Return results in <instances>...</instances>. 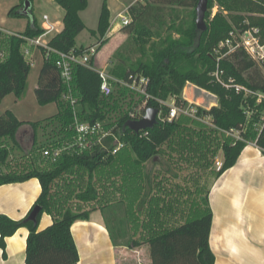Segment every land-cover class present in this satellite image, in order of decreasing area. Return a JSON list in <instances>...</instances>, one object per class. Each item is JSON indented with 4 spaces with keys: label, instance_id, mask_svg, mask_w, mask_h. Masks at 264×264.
I'll return each instance as SVG.
<instances>
[{
    "label": "trees",
    "instance_id": "1",
    "mask_svg": "<svg viewBox=\"0 0 264 264\" xmlns=\"http://www.w3.org/2000/svg\"><path fill=\"white\" fill-rule=\"evenodd\" d=\"M64 10V28L55 34L49 45L59 51L77 52L84 47L77 46L78 35L86 29L80 12L87 8L88 0H55ZM217 1L226 10L247 9L255 16H238L236 27L246 29L259 27L264 35V0H209L206 12V29L197 25L199 0H137L128 7L131 18L124 31H133L139 25H146L152 19L164 22L165 6L175 5L192 8L191 24L178 29L179 36L172 34L160 38L152 44V60L140 58L130 68L117 73L118 77L132 81L131 76H144L148 79L147 92L150 97L141 95L134 108L145 103L160 112L158 122L152 128L134 131L126 122L131 120L130 111L121 112L114 123V131L126 144L117 153H108L102 146L84 152H63L50 158L43 167L31 166L23 171L0 172V185L22 182L36 177L42 185V192L28 215L14 220L0 215V247L6 252V238L21 227L29 229L27 238L26 264H77L78 250L71 233L72 225L78 220H89L97 208L121 205L125 218L130 222L137 239L129 241L130 247L147 243L150 247L151 264H214L215 254L210 246L213 211L209 192L200 201L193 198L191 189L186 192L179 183L164 187L160 173L146 168L148 161L158 162L161 154H180L194 166L206 169L220 152L223 153L222 167L214 171V180L233 167L247 142L254 141L264 152V122L260 129L264 112V102L256 103L255 98L246 99L243 93L227 88L216 82L212 72L216 69L214 50L219 47L233 29L223 11L211 17V9ZM33 3V0H31ZM25 0H23L24 6ZM10 9L9 14L26 16ZM111 13L108 0L103 1L99 24L92 34L104 38L110 28ZM136 26V27H135ZM145 32L141 29L140 32ZM150 30L147 31L149 33ZM44 33V28L36 19L28 23L26 29L18 34L7 35L3 39L6 55L0 59V104L9 94L17 97L25 95L31 60L24 54L27 38H35ZM145 34V33H142ZM141 34V35H142ZM103 39L102 42H107ZM0 48V55L2 54ZM45 53V48L42 47ZM57 54L45 59L35 88L39 104L59 103V113L64 127L73 121V109L62 100L67 85L56 65ZM225 69V79L247 85L253 90L264 91V74L259 64L245 50H238L221 61ZM101 77L90 67L77 65L74 69L76 94L81 105V114L90 122L111 119L123 104L122 100L132 90L117 86L110 97L101 95ZM188 83L196 84L219 98V105L210 109L198 107V116H209L213 125L187 115L173 121H162L169 113L166 103L174 97L179 105L188 104L183 92ZM251 111L250 117L247 112ZM23 121L12 110L0 115V140L5 137L15 139ZM238 130L244 140H236L226 131ZM75 133L66 135L72 139ZM106 145L113 148L114 138L108 137ZM55 146H61V142ZM8 156L6 149H0V160ZM170 168H167V171ZM163 195V196H162ZM202 201V202H201ZM41 206L37 221L29 219L33 209ZM187 207V209H185ZM53 217V224L39 230L43 213ZM181 214L183 219H179Z\"/></svg>",
    "mask_w": 264,
    "mask_h": 264
},
{
    "label": "crops",
    "instance_id": "2",
    "mask_svg": "<svg viewBox=\"0 0 264 264\" xmlns=\"http://www.w3.org/2000/svg\"><path fill=\"white\" fill-rule=\"evenodd\" d=\"M136 1L108 0L111 24L106 36L101 38L99 34L90 32L91 37H97V41L79 43L77 37V46L85 48L98 43V39L102 41L103 39H112L115 34L117 45L119 38L123 37L121 29L124 27L119 22L121 17L117 16L122 14L128 17V7ZM102 5L103 2L101 8L99 7V18ZM169 7L173 6L170 5ZM85 11L86 9L82 10L80 16L86 24L83 17ZM47 15L49 16V14ZM116 17L117 22L112 25V21ZM98 24L92 27L86 24V28L96 30ZM41 26L43 28L54 27V30L46 36L49 41L55 34L63 30L64 22L52 21L49 17V21L43 20ZM41 50L42 48H37L32 55L35 57L34 64L40 63L37 66L39 71L45 60V56L41 55ZM22 98L23 96H16L14 103L21 102ZM59 111L57 109L53 114L46 116L44 120L29 121L18 118L23 121V124L19 127L15 139L5 137L0 140V149H6L8 152L5 160H0L1 173L20 172L31 166L43 167L46 165L50 157L46 159L43 150L55 147L59 143L57 131L61 129L56 127L59 124L63 125L61 114H58ZM49 119L52 120V123H48ZM63 131L64 135H67L70 131L69 126L64 127L63 125ZM12 145L14 146L13 150ZM17 150L29 158V164L22 168L13 167L12 162H10L13 158V152H17ZM154 175L156 174L153 173ZM160 177L162 179L164 176ZM41 192L42 185L36 177L22 182L0 185V215H7L14 220L25 218ZM209 200L213 211L210 246L216 258L214 264H264V152L256 142H247L236 164L214 180L209 192ZM117 212L118 209L115 205H110L104 209L97 208L91 213L89 220H78L72 225L71 233L79 255L77 264L152 263L147 243L137 247L129 246V241L133 238L137 239L139 234L134 233L131 225V232H128V229L121 224L122 220L118 218ZM53 222V217L44 212L40 220L39 230L47 228ZM28 235L29 229L21 227L15 234L6 238L7 256H4V250L0 247V264H26Z\"/></svg>",
    "mask_w": 264,
    "mask_h": 264
},
{
    "label": "rangeland",
    "instance_id": "3",
    "mask_svg": "<svg viewBox=\"0 0 264 264\" xmlns=\"http://www.w3.org/2000/svg\"><path fill=\"white\" fill-rule=\"evenodd\" d=\"M102 2L103 0L88 1V6L86 8V11L83 13V17L89 27L97 26L99 18V7L101 8ZM111 3H113V1H111ZM169 6L170 5H168V7L165 6L163 23H160V21H154L152 19L146 25H139L137 29L130 32L124 31L122 28L121 30L123 32V37L121 36L119 38V42H117V45L114 37L116 36V34L113 35L112 39L110 38L106 43L102 42L101 39H98V41L102 42V44L99 46L98 55L93 60L92 64L97 68L106 69L111 74L117 76V73H120L124 69L130 68L131 65L136 63L140 58H143L145 61H151L152 44L159 41L160 38H164L169 34H172L174 37H178L180 35V31L178 29H184L188 27L193 19L192 8H183L175 5H172L173 7ZM13 7H16V11L21 13L23 11V0H0V48L3 49L2 54L0 55V59H3L6 55V50L3 45V39L7 35H11V33L23 32L26 29L28 23L33 19H36L38 24L42 25L44 20L43 16L45 13H47L49 14V17L52 21H63L64 10L58 5L55 0H33L31 12L26 16L9 14L10 9ZM218 11L224 12L229 22L233 25V28L236 27L235 23L238 19V16L240 17L247 14H252L255 16L260 15L257 13H251L247 9L241 8L226 10L221 7L217 1H214V5L211 9V17H213ZM119 22L122 23V19H119ZM141 29H144L145 32H140ZM148 30H150L149 33H147ZM90 32L91 30H89V28H86L83 33L78 36V42H96L97 37H91ZM36 50L37 47H31V56L27 57L29 60L31 58L34 63L35 57H33L32 55ZM41 55L43 57L45 56V53L42 50ZM38 65H40V63ZM38 65H33L29 76L28 88L25 95L21 99V102L19 101L17 104H15V94L7 95L0 104V115L4 114L9 109L14 111L17 117L21 120L37 121L44 120L46 116L53 114L57 111V109L59 110V103L41 105L37 101L35 88L38 85ZM259 66L264 74L263 67L260 64ZM184 92L183 97H185L186 101H188V104L195 107L200 106L206 109H210L212 106H218L220 103L219 98L216 94L193 83L188 84L186 89H184ZM140 97L141 95L138 92L130 91L127 97L122 100L123 104H121L120 110L114 112L111 119L103 120L104 124L108 127L114 125V123L121 115V112L124 113L132 111L134 104L140 99ZM247 114L250 117L251 111L247 112ZM205 118L206 120L203 121L205 124L213 125L209 116ZM263 122L264 112L262 113L261 122L257 126L258 129L262 127ZM48 123H52V120L49 119ZM56 128L61 129L57 131V136H59L57 141L61 142V146L68 145L70 141L66 137V135H64L63 125L59 124V126H57ZM226 133L236 140H244L243 135L238 130H232L229 132L226 131ZM13 149L14 146L12 145V150ZM12 157L13 158L10 162H12L13 167L22 168L29 164V158L23 155L19 150H17V152L14 151ZM40 157L42 156L40 155ZM47 157L50 156H46V159ZM157 160L158 162L156 163H153V161H148L146 163V168L148 170L151 169L155 174L160 173L158 178H161L160 176H164L162 178L164 187H169L172 185H176V183H179L184 188H186V192L190 188L194 195L193 198H196L200 201L201 197H203L212 187V184L214 182L213 173L214 171L218 170L217 161L219 160L223 162L224 157L223 153L220 152L218 156L210 162V166L206 169H201L198 166H194L193 163H190L180 154H170V152L157 156ZM167 168L170 169L167 171ZM116 208L118 209V218H121L122 220L121 224L126 227V229H128V232H131V224L125 218L122 206L116 205ZM185 209H187V207ZM178 217L179 219H183L181 217V214H179ZM147 247L149 256L151 257L149 245H147Z\"/></svg>",
    "mask_w": 264,
    "mask_h": 264
},
{
    "label": "built area",
    "instance_id": "4",
    "mask_svg": "<svg viewBox=\"0 0 264 264\" xmlns=\"http://www.w3.org/2000/svg\"><path fill=\"white\" fill-rule=\"evenodd\" d=\"M122 19V25L125 26L130 23L131 18L119 14ZM117 17L112 21V25L117 22ZM44 21H49V16L44 14ZM54 30L53 26L44 27V33L35 38H27V44L24 46V54L28 57L31 56V47L45 48V59L49 58L52 53L57 54L56 65L60 69L61 77L64 83L67 85V90L62 94V100L70 105L73 109V121L69 126L70 130L75 134L68 145L55 146L44 150V155L50 156L53 159L58 157L63 152H84L86 150H92L96 146H102L108 151V153L115 154L122 147L125 146V142L120 139L114 129L116 125L110 127L106 126L103 121L97 120L90 122L83 118L81 114V108L78 96L76 94L77 86L74 82V69L77 65L90 67L97 71L101 77V95L104 97H110L117 86L126 87L133 92H138L140 95H145L148 99L150 95L147 92L148 79L144 76H131L132 81L122 79L111 74L106 69H100L95 67L92 62L98 55V49L102 42H98L94 45L85 47L83 50L77 52L72 49L69 52H63L52 48L49 45V41L46 36ZM18 34V33H11ZM238 50H245L246 53L259 63L264 70V35L259 27H249L246 29L234 27L228 34V36L220 42L219 47L215 49L216 53V69L211 73L216 82L221 83L227 88H234L236 92L243 93L244 97L255 98L256 103L264 102V91L253 90L245 84L238 83L234 78L229 77L225 79V69L221 66L223 58L231 55ZM31 60V64L34 62ZM169 105V113L166 117L162 118V121H173L178 119L181 115H187L192 118L205 121L206 118L198 116V107L189 104L179 105L176 103L175 98L171 97L166 102ZM145 103L132 109L129 115L131 120L141 119L145 112L143 107ZM160 117V112L158 113ZM234 131V130H233ZM108 137L114 138L115 146L111 148L106 145ZM218 169L222 167L223 162L217 161Z\"/></svg>",
    "mask_w": 264,
    "mask_h": 264
},
{
    "label": "water",
    "instance_id": "5",
    "mask_svg": "<svg viewBox=\"0 0 264 264\" xmlns=\"http://www.w3.org/2000/svg\"><path fill=\"white\" fill-rule=\"evenodd\" d=\"M209 0H199L196 7L197 10V25L200 29H206V12L208 9ZM32 2L31 0H25L23 11L21 12L24 15H29L31 12ZM158 113L159 110L154 107H148L144 116L138 120H129L126 122V126H129L134 131L139 132L148 128H152L158 122ZM41 211V206L37 205L31 212L29 219L37 221V216Z\"/></svg>",
    "mask_w": 264,
    "mask_h": 264
},
{
    "label": "bare ground",
    "instance_id": "6",
    "mask_svg": "<svg viewBox=\"0 0 264 264\" xmlns=\"http://www.w3.org/2000/svg\"><path fill=\"white\" fill-rule=\"evenodd\" d=\"M185 93V92H184ZM203 99V98H202ZM204 100V99H203ZM202 103V102H201Z\"/></svg>",
    "mask_w": 264,
    "mask_h": 264
}]
</instances>
